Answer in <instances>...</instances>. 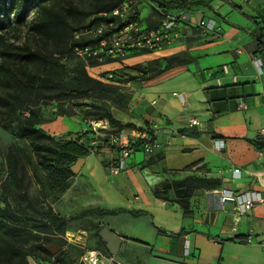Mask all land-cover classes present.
I'll return each mask as SVG.
<instances>
[{
    "label": "crops",
    "instance_id": "1",
    "mask_svg": "<svg viewBox=\"0 0 264 264\" xmlns=\"http://www.w3.org/2000/svg\"><path fill=\"white\" fill-rule=\"evenodd\" d=\"M140 1L141 28L159 24L164 13L187 12L189 19L177 23L178 37L170 45L92 67L97 73L122 66L129 72L132 78L120 83L128 100L114 117L145 128L159 144L148 159L136 149L118 173L109 171L115 151L90 153L94 163L80 172L99 194L95 207L119 210L105 211L104 228L121 240L117 253L107 250L121 264H264V0ZM210 18L214 30L199 34L194 24ZM184 53L189 61L163 68L165 58ZM152 62L146 77L128 68ZM191 119L199 124L190 126ZM68 121L69 136L83 130L80 115L59 118ZM134 128L120 132L130 137ZM216 139L223 148L214 147ZM234 168L239 178L232 177ZM193 174L220 185L194 192L184 204L167 196L172 191L154 193L169 180ZM218 188L256 191L263 202L238 215L234 204L220 202ZM248 236L255 242L247 243Z\"/></svg>",
    "mask_w": 264,
    "mask_h": 264
},
{
    "label": "trees",
    "instance_id": "2",
    "mask_svg": "<svg viewBox=\"0 0 264 264\" xmlns=\"http://www.w3.org/2000/svg\"><path fill=\"white\" fill-rule=\"evenodd\" d=\"M33 1L9 0L8 7L14 15L16 26L23 25L28 8ZM125 1L93 0L88 14H97L94 20L89 24L79 26L70 33L66 28L67 24L57 11L49 6L41 5L30 26V30L34 34L32 40L35 42L33 44L29 40H25L20 46H14L15 51H12L9 45H0V126L13 128L18 134L29 139L32 150L38 156L39 167L45 172L57 171L59 161L65 163L71 161L73 164L78 158L90 154L93 141H98V147L108 145L106 137L97 136L89 129L81 132L74 140L55 141L38 126L44 121L41 104L46 103V100H54L59 103L74 98L90 97L84 104L83 113L80 115L85 124L91 119H106L114 132L120 131L125 126L134 128L128 124L122 125L106 104V100L110 99L113 102L119 101L121 106L126 105L128 94L121 90L120 83L131 79L132 76L122 78L123 75L110 71L103 74L101 76L103 78H94L88 74L87 67L106 63L111 58L104 57L101 61H86L74 52L75 47L96 45L102 39L119 32L128 24L136 23L138 25L135 9L132 14L130 12H124L121 16L112 14V11L119 8ZM164 15L165 13L162 16ZM101 25L106 28L100 34L83 35L78 39L73 37L75 31ZM140 52L150 51L129 52L125 57ZM72 57L75 58V63L71 72L67 73L65 59ZM189 60L190 56L186 53L172 55L165 58L163 68ZM152 64L153 62L149 63L147 67L134 65L128 68L135 71L137 76L146 77L150 73L149 68L151 69ZM161 69L157 68L156 71H161ZM108 74H111V78L107 77ZM59 115L68 114L60 108ZM134 129L146 131L142 127ZM140 142V139L134 142L137 149H140ZM7 160L9 172L3 180L4 184L12 183L21 202L25 203L30 210L38 212L34 201L26 192L23 165L17 162L11 147L8 148ZM66 169L69 170V168ZM219 185L220 181L215 178L187 175L180 179L169 180L162 185L161 190L157 189L154 193L163 197L167 195L168 191H172L173 198L184 204L196 189H213ZM0 202L4 205L0 206V264H28V256L41 263V258L36 257L34 253L36 250L49 252L45 244L38 241L28 244V240L24 237L27 227L24 222L36 220V218L33 216L24 217L23 213L10 210L8 200L2 193H0ZM89 211L93 210L84 212ZM116 211L119 210H111L107 213ZM44 216L49 224L51 222L53 224L63 223L64 221L50 208L47 209ZM19 222H22L23 225H18ZM241 239L239 238V240Z\"/></svg>",
    "mask_w": 264,
    "mask_h": 264
},
{
    "label": "rangeland",
    "instance_id": "3",
    "mask_svg": "<svg viewBox=\"0 0 264 264\" xmlns=\"http://www.w3.org/2000/svg\"><path fill=\"white\" fill-rule=\"evenodd\" d=\"M139 2L141 1H129L124 12L132 14L135 9L137 13ZM92 4L93 0H34L28 8L25 22L18 27L14 24L12 11L9 10V0H0V45H9L11 50L15 51L14 46H20L25 40H29L33 44L35 42L32 40L34 34L30 30V26L33 24L34 16L41 5L49 6L57 11L67 24L66 28L70 33L79 26L89 24L94 20L97 14H88ZM124 58L110 59L108 62L122 61ZM74 63L75 58L73 57L65 59L67 73L71 72ZM95 66L87 67L88 74L94 78H103L101 76L110 71L123 75L122 78L130 76L129 72L123 71V66L120 69L98 73L95 68H92ZM121 90L124 91L123 88ZM89 99L90 97L74 98L59 103L54 100H46V103L41 104L44 121L38 126L55 141L74 140L80 132L78 131L75 135L69 136L71 122L60 123L59 118L81 115L83 106ZM106 104L114 113L125 107L121 106L119 101L113 102L110 99L106 100ZM60 108L65 110L68 115H59ZM9 147H11L17 162L23 165L26 192L34 201V206L38 212L30 210L25 203L21 202V198L12 183L4 184L3 182L9 172L7 160ZM139 154L142 155L143 153L139 152ZM93 157L88 154L78 158L82 159L83 162L76 170L73 169L74 163L72 164L71 161L66 163L59 161L57 171L45 172L39 167L38 156L32 150L29 139L18 134L13 128H2L0 126V193L7 198L10 210L21 212L24 217L33 216L36 218V220L24 222L27 224L24 237L28 240V244L38 241L45 244V246L52 243L59 246L54 254L36 250L34 255L41 258V263L28 256V264H83L80 261L81 255L86 251L94 250L98 251L100 258L104 260L103 264H109V258L111 262H120L116 259L117 257L113 259V255L108 252L105 241L101 239L99 234L100 230L104 228L105 211H108V209L94 206L98 201L99 194L87 176L80 173L87 172L85 164L92 165L94 163ZM131 157L132 154L126 158V163L130 161ZM66 168H69V170ZM193 175L205 176V174ZM198 190L200 189H196L194 192H198ZM167 196L173 197L172 194ZM0 206H4L3 203L0 202ZM48 208L61 216L64 219L63 223H47L44 214ZM86 210L93 211L86 213L84 212ZM39 216H42V218H39ZM17 224L23 225L22 222Z\"/></svg>",
    "mask_w": 264,
    "mask_h": 264
},
{
    "label": "built area",
    "instance_id": "4",
    "mask_svg": "<svg viewBox=\"0 0 264 264\" xmlns=\"http://www.w3.org/2000/svg\"><path fill=\"white\" fill-rule=\"evenodd\" d=\"M130 0H126L119 8L112 11L113 15L121 16L124 13ZM189 19L187 12L180 13L178 16L171 14H165L162 16L159 24L150 28H141L136 23H131L122 28L117 33H113L105 39H102L96 45H85L82 47H75L74 52L77 56L85 59L86 61H101L104 57L111 59L123 58L129 52L134 51H153L163 46L172 44L178 37L176 25L179 21L186 22ZM106 26H96L91 29H81L73 33V37L78 39L83 35H96L102 33ZM194 28L199 34H206L207 32L214 30V20L201 19L194 24ZM111 78V74L107 75ZM181 102H184V97L181 93L173 92ZM199 122L196 119H191L189 121L190 126L198 125ZM89 129L94 132L95 135L100 137H106L108 145L98 147V141L91 142V153L101 156L103 150H113L116 152V157L114 163L109 167L112 173H118L125 169L126 158L130 156L137 148L134 146V142L138 139L141 140L139 148L142 151L145 158L152 155L158 148L159 144L154 140V138L147 134L143 130L133 129V135L130 137H124L120 131L114 132L113 128L110 127L106 119H91L84 123V130ZM80 132V133H81ZM78 133V135H80ZM223 141L220 139L214 140V147L216 149L223 148ZM264 160V152L261 153ZM240 169L234 168L232 170V177H240ZM216 194L219 196V200L222 204L232 203L235 206L237 214H242L249 210L252 205L256 202H263L259 192L246 190L243 192H233L228 189L218 188L215 190ZM235 231V228H232ZM247 243H254V238L248 236L246 238ZM264 246V241L259 242ZM189 253V243L188 240H184L183 254L186 256ZM80 261L83 264H103L98 252L86 251L80 257ZM111 264H121L118 261L111 262Z\"/></svg>",
    "mask_w": 264,
    "mask_h": 264
},
{
    "label": "water",
    "instance_id": "5",
    "mask_svg": "<svg viewBox=\"0 0 264 264\" xmlns=\"http://www.w3.org/2000/svg\"><path fill=\"white\" fill-rule=\"evenodd\" d=\"M81 163H82V159H78L74 163L73 169L74 170L78 169ZM100 236L102 240L106 242L107 249L113 254L117 253L121 240L114 233H112L110 230L106 228L101 229ZM46 249L52 254H54L59 249V246L57 244L52 243L46 246Z\"/></svg>",
    "mask_w": 264,
    "mask_h": 264
}]
</instances>
